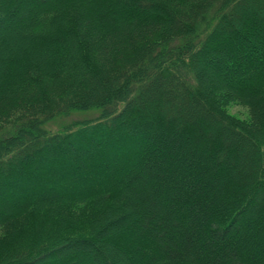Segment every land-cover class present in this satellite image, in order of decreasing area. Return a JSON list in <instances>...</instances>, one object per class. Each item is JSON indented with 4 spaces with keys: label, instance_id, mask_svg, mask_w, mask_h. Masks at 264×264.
<instances>
[{
    "label": "trees",
    "instance_id": "1",
    "mask_svg": "<svg viewBox=\"0 0 264 264\" xmlns=\"http://www.w3.org/2000/svg\"><path fill=\"white\" fill-rule=\"evenodd\" d=\"M118 261L264 264V0H0V264Z\"/></svg>",
    "mask_w": 264,
    "mask_h": 264
},
{
    "label": "rangeland",
    "instance_id": "2",
    "mask_svg": "<svg viewBox=\"0 0 264 264\" xmlns=\"http://www.w3.org/2000/svg\"><path fill=\"white\" fill-rule=\"evenodd\" d=\"M213 87L214 88H210V89H212L213 91L215 90V88L217 89V87L215 85ZM161 88H163V87H161ZM219 92H221V91H219ZM149 94H150L149 96L143 97L142 103L144 105H146L148 103V100L154 96L153 92H151ZM224 110L227 113H229L231 116L241 120L244 123L248 122V120L250 118L249 115L253 112L252 110L249 109V107L247 105H245L242 102L235 101L234 99L231 100L229 103H227L224 106ZM196 114L197 113H192L190 115V117H195ZM95 116H97L95 111H90V112L77 111V112L71 113L69 116L65 115L63 117H57L55 119H52L46 125L48 126V128L50 130L56 131V130L62 128L63 126H66V125L70 124L73 121H80V120L90 119V118H93ZM182 116H183V118L187 117L186 114H184ZM231 140H235V137H232ZM118 263H119V261H118ZM119 264H125V263H121L120 262Z\"/></svg>",
    "mask_w": 264,
    "mask_h": 264
}]
</instances>
